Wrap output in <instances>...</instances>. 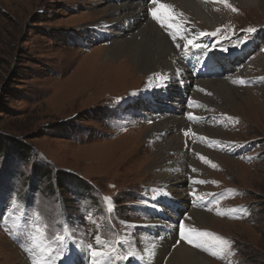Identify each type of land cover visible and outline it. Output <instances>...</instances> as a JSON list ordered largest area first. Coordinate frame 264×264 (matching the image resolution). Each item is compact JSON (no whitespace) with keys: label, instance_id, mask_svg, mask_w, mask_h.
I'll return each instance as SVG.
<instances>
[{"label":"rangeland","instance_id":"1","mask_svg":"<svg viewBox=\"0 0 264 264\" xmlns=\"http://www.w3.org/2000/svg\"><path fill=\"white\" fill-rule=\"evenodd\" d=\"M228 2L237 11L208 7L205 16L214 24L195 19L194 28L207 33L200 42L226 49L219 57L234 52L223 72L210 76L234 96L226 101L209 82L199 89L186 80L200 107L190 106L198 118L185 117L191 124L204 122L207 131L185 127L196 142L190 157L180 160L186 177L173 172L174 197L180 200V189H186V207H174L173 200L152 193L162 186L158 164L168 159L170 143L156 151L147 136L157 111L182 100V73L178 80L167 69L170 81L162 88L160 78L138 72L129 56L107 59L109 32L121 23L116 1L0 0V264L47 257L37 258L36 251L27 256V237L33 242L41 225L47 226L44 245L52 264H64L69 251L75 264H93L89 245L113 264H149L151 245L164 241L166 252L157 264H172L171 252L182 241L220 264H264V0L259 6ZM181 42L175 40L177 51L191 48ZM171 124L162 121L159 129ZM194 209L217 223H195ZM192 227L228 239L231 250L214 256L217 249L189 244L181 232ZM58 233L67 237L63 245L54 239ZM150 238L160 242L153 245ZM125 253L135 255L122 259Z\"/></svg>","mask_w":264,"mask_h":264},{"label":"bare ground","instance_id":"2","mask_svg":"<svg viewBox=\"0 0 264 264\" xmlns=\"http://www.w3.org/2000/svg\"><path fill=\"white\" fill-rule=\"evenodd\" d=\"M113 1H116L117 3L116 8L115 7L113 8L116 9L117 14H119L118 21L119 19H121V23H118V25L121 24L122 28L118 29V25H114L117 26V28H113V32H109L112 37V43L108 46L105 53L107 59L110 58L113 61H119L123 59V57L129 56L130 61L135 65L138 72L144 73L150 71V73L152 72L153 78L155 80L160 78L161 82L163 83L162 88H164V86L166 85L165 84L166 81H170L171 76L169 75V70L167 69L172 68V70L177 74L176 77L178 80H181V73H182V78L184 80H181L180 82L182 86L179 97L182 98V100L178 99L179 102L177 104L172 102H167L166 105L168 109L160 110L159 111L161 112L160 114L157 111V113L154 116V123H151L152 127L151 129H149L147 137H149L150 135L151 138L149 139L150 143L152 144L153 147H156V151L158 150L165 151L166 149H169L167 147L169 143H170V149H172V151L167 155L168 159L165 162H162L163 160H161V162H159L158 164V166L163 164L162 165L163 171L159 174L163 176V178L160 179L162 181V186L156 188L152 193L155 195H158V193H162L161 195H164L169 201L173 200L171 202L175 204L174 207L180 204L186 207V205H184L186 189L185 188L180 189L181 196L179 198L180 200H178V198H175L174 194H172L171 186H169L171 184L170 181L173 179V174H174L173 172L179 173L181 177L184 176L186 177L187 175L186 174L187 168L185 169V166L182 165V163L180 164V160H182L184 157L186 158L190 157L188 149L192 147V145L195 144L196 141L189 140L186 134L187 130L185 129V127L193 124V126H199L204 131H207V129L206 126L204 125V122L203 123L195 122L191 124V122L187 121L185 117V116L188 117L191 115H195L194 116L195 119L199 115L195 113L197 112L196 110L190 108V106H195V102H197L198 99L197 97L195 99L192 98L191 89L190 88L188 89L185 83L186 80L196 82L200 89V87L203 88L204 83L209 82L211 85H213V87L216 90H220L223 93L226 101L233 99L234 95L230 90V88L226 84L224 85L220 80H215V81L211 80V77L208 76L207 73L214 75L220 73L218 68H223L228 64H230L231 61L233 60L234 52L228 53V56L222 54L219 57L217 51H226V49L221 46H215V45H211L213 47L215 46L214 49H212V47L210 46L205 48V46L200 45L199 48H202L203 50L197 49L189 45L191 48H193L191 51L189 50L190 48L183 50L181 49L180 51H177L176 49L178 46L175 43V40L181 39L180 38L181 36H185L187 39H191L193 35H196L192 31V28L193 30H195L194 28L196 26L194 21L195 19L203 18L204 20H207L209 23H213L211 21L213 19L210 20L208 16H205V11L208 7H210V10L219 11V12L221 10V13H224L222 4L214 3L211 2L210 0L209 3L208 2L203 3L204 0H176L178 3L174 7L177 11L183 12L184 17L182 22L180 21V19L177 20V23L181 24L183 31L180 30L179 33L177 34V38L174 40L170 32L175 31V29L170 30L166 26H162L153 18L152 10L158 8V4H154L152 0L151 3H149L148 0H125L120 2L118 0H113ZM162 1L164 0H159V3H162ZM243 1H245L248 5L251 6L258 4L260 2V0H243ZM195 31L197 34H199L197 30ZM112 34L114 35L112 36ZM187 39H181V40L185 44L187 43ZM200 39H201V35L194 42L196 44H200L199 42ZM187 52H190L192 54L191 57L194 60V62L191 63L190 66L183 62V55L187 54ZM216 59L221 60L222 63L219 64L218 62L219 60ZM164 60L165 63L163 64ZM158 63H160L159 65H163L165 67L162 68L161 70H158L159 65L156 66ZM202 68L206 71V73H202ZM161 76L163 78H161ZM150 86L152 87L151 91L157 90L154 82H152ZM184 92L187 94V97L185 96ZM176 93L178 94V92ZM147 95L149 96V94ZM184 99L188 102L187 105L183 104ZM199 107H200L199 104L195 106L196 109H198ZM162 121H168L169 123H172L170 125V129L167 128H165L164 130L163 128L159 129L160 127L159 124H161ZM170 134H175V136L173 135V137H171ZM197 174L198 173L196 172L193 173V178L195 180L199 178ZM199 181H201V179ZM167 191L169 194L166 193ZM190 219L192 221H195V223L196 221H198L199 224L203 227H205V225L209 226L208 224L211 223H217L218 221V220L215 221L212 219L211 220L208 219V216H206L202 212H198L195 209L192 211V216L190 217ZM172 236H174V234L170 235L169 239H171ZM150 241L152 242L153 245L155 243L160 242L158 238H154V239L150 238ZM26 242L30 244L29 248L28 247L27 248L31 249L33 247L32 246L33 242L28 237ZM165 243L166 242L164 241L160 244H157L156 246L151 245L152 248L151 251L145 255V257L149 259L148 261L149 264L150 263L157 264L159 263L158 262L159 259L160 261L162 260L161 255H165L164 253L166 252V250H163V244ZM170 243H172L171 240ZM176 248L177 249H175L173 253L171 252L170 255V261L172 264H220L210 258L205 257L204 255H200L198 252L189 251V249H191L192 247L184 243V241L179 243V245L176 246ZM15 249L18 253L22 254V252L20 251L22 250V248L19 250L18 248L15 247ZM184 249L188 251L185 252ZM35 251H36L35 256L37 258H42L39 249H36ZM32 255H33L32 251L28 250L27 256L31 258ZM72 259L75 264L73 253H72ZM151 259L153 261H151ZM24 261L27 262L26 260Z\"/></svg>","mask_w":264,"mask_h":264},{"label":"snow or ice","instance_id":"3","mask_svg":"<svg viewBox=\"0 0 264 264\" xmlns=\"http://www.w3.org/2000/svg\"><path fill=\"white\" fill-rule=\"evenodd\" d=\"M154 4H158V8L152 10L153 18L160 23L162 26H166L168 29H175V31L170 32L173 39L175 40L177 38V34L180 31V23H177V20L180 19V21H183L184 13L179 12L175 9V7L171 4L166 3H159V0H152ZM208 2V0H206ZM211 2L214 3H220L225 5L226 7L231 8L232 11H237L235 8H232L231 4L228 2V0H211ZM221 30L217 29L215 32L211 33V35L215 36L217 35ZM248 31H254V29H248ZM207 33H199L196 35H193L191 39H187L185 36H181V39H187V43H185L183 46L187 48L189 45L192 47H200L199 44H196L194 41L199 38L200 35H206ZM180 46V45H177ZM161 78H163L161 76ZM233 83H237V81H233ZM239 83L244 84L245 82L243 80H240ZM193 118L194 117H191ZM202 160H205V162L210 163V161H207L205 157H201ZM213 167H216V165H212ZM199 183H205V181H199ZM109 200L110 198H105ZM184 226H182L183 228ZM47 226L41 225L38 226L36 229V235L33 236V247L31 249H28L30 251H35L36 249H39L42 257L44 253H47V257H44L40 260H33V264H52L50 261L51 252L49 249L44 245V240L47 239ZM181 236L184 240H186L189 244L194 245L197 248H202L205 251H210V249H217L218 251H211V254L214 256L219 255L220 253L231 250V244L232 242L224 237H220L217 234L209 233L206 231H201L199 229H196L194 227L192 228H186L185 230H182ZM38 237H42V239H38ZM66 236L63 234H56L54 236V239L59 244L63 245ZM97 244H102V240L99 236L96 237ZM90 250V256L92 258L93 264H113L112 261H106L103 260L104 253L101 250H98L96 248H93L91 245H89ZM234 254V253H233ZM135 254L132 253H125L122 259H127L129 256L134 257ZM63 256V251L57 252V257L61 258ZM222 258V257H221ZM64 264H74L72 259V254L69 251L67 253V259L64 260Z\"/></svg>","mask_w":264,"mask_h":264},{"label":"trees","instance_id":"4","mask_svg":"<svg viewBox=\"0 0 264 264\" xmlns=\"http://www.w3.org/2000/svg\"><path fill=\"white\" fill-rule=\"evenodd\" d=\"M2 137H4V136H2ZM2 138H0V141H3V140H1ZM4 141L6 142V138L4 137ZM18 142H15L14 144H17ZM6 144L7 145H10L9 143H8V141L6 142ZM24 146V145H23ZM24 148H25V146H24ZM24 150H27V148L26 149H24Z\"/></svg>","mask_w":264,"mask_h":264}]
</instances>
